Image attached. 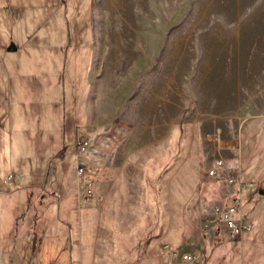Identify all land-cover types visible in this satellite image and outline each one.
<instances>
[{"label": "rangeland", "instance_id": "1", "mask_svg": "<svg viewBox=\"0 0 264 264\" xmlns=\"http://www.w3.org/2000/svg\"><path fill=\"white\" fill-rule=\"evenodd\" d=\"M257 45L264 0H0V264H184V252L264 264V59L246 58ZM135 135L142 151L115 195L94 184L76 202L87 150L75 140L106 160ZM46 181L72 190L59 216L32 186ZM238 195L254 226L241 238L212 213Z\"/></svg>", "mask_w": 264, "mask_h": 264}, {"label": "crops", "instance_id": "2", "mask_svg": "<svg viewBox=\"0 0 264 264\" xmlns=\"http://www.w3.org/2000/svg\"><path fill=\"white\" fill-rule=\"evenodd\" d=\"M230 7V11L233 12V5H229ZM234 19L231 18L230 19V25H236L237 24V17H238V8L237 5L234 6ZM232 15V13H231ZM217 43V42H216ZM235 43V42H234ZM224 51H226V55L225 57L227 58H231L232 56V52H234V44L231 41L230 44L225 43V47H223ZM254 50H249V55H246V58H254L257 60H263L264 59V46H255L253 48ZM264 69L263 67H259ZM141 67L138 68V74L140 75H148L151 74L154 67L153 66H145L143 69H141ZM263 72V70H261ZM260 71V72H261ZM257 73V72H256ZM93 122V121H92ZM96 124L91 123L89 125V131H92L96 128ZM136 138H138V136L135 135V137H130L128 139V141L124 142L123 147L122 148H118L117 150H113L112 153L110 154V156L108 157V159H98L96 158V155L94 153H91L88 148L87 151L84 155V157L79 158V160L77 161L78 163H83L87 166V168L89 169L92 179L94 181L95 187H96V191L101 194L103 197H109L111 198L112 195L114 196L118 190H119V180H120V173L121 172H127L129 170H131L130 165L128 162V160L130 159V156L136 153H139L140 151H142V146H138V144H141L140 141H138V139L136 140ZM138 149V150H137ZM119 156H121L120 158H118ZM89 166V167H88ZM110 171H116V175L113 178L110 179H104L102 176L106 173V172H110ZM127 175V173H126ZM125 175V176H126ZM16 181H19L18 179ZM50 181H46L44 186H40L39 184H32V186L35 187V192L38 193H43V198H46L45 196H47L46 199H43L44 204H46V201L48 199L54 200V198H56V205L58 207V211H57V215H61L63 212H66L69 209V202L72 203V199H68L69 196H71V192L72 190H68V185L66 183L61 184L60 186L64 187V189H62L61 191H57L54 190L50 192L46 191V187H48V183ZM63 183V182H62ZM66 184V185H65ZM78 189V190H77ZM80 189L81 188H76V192H75V201L80 203L79 200V193H80ZM41 190V191H40ZM1 191V189H0ZM34 192H31L30 197L32 196ZM54 193H56L57 195L55 196ZM73 195V194H72ZM51 204H49L48 206L46 205L43 208L44 212H47L49 206ZM79 205V204H78ZM63 224V223H62Z\"/></svg>", "mask_w": 264, "mask_h": 264}, {"label": "built area", "instance_id": "3", "mask_svg": "<svg viewBox=\"0 0 264 264\" xmlns=\"http://www.w3.org/2000/svg\"><path fill=\"white\" fill-rule=\"evenodd\" d=\"M75 147L78 153H83L89 147V142L87 138H77L75 140ZM223 170L222 160H215L211 165L208 174L215 176ZM75 175L77 178L78 185L81 186V191L79 193L80 204L87 205L90 199L94 195V181L92 179L91 173L87 166L83 163H78ZM21 177V173L18 172L14 176L8 174L6 176V182L10 181L12 178L16 180ZM212 213L214 215V221H220L224 224L225 228L228 230L229 234L233 237L241 238L244 232L253 229V223L244 217L242 211V199L241 196L233 197L230 202L226 205H214L212 206ZM180 260L184 264H198L197 255L193 252H184L180 255Z\"/></svg>", "mask_w": 264, "mask_h": 264}, {"label": "water", "instance_id": "4", "mask_svg": "<svg viewBox=\"0 0 264 264\" xmlns=\"http://www.w3.org/2000/svg\"><path fill=\"white\" fill-rule=\"evenodd\" d=\"M17 50H18V47L12 41L6 46V51L7 52H14V51H17Z\"/></svg>", "mask_w": 264, "mask_h": 264}, {"label": "trees", "instance_id": "5", "mask_svg": "<svg viewBox=\"0 0 264 264\" xmlns=\"http://www.w3.org/2000/svg\"><path fill=\"white\" fill-rule=\"evenodd\" d=\"M113 122L115 123L116 120H114ZM108 132H109V130H105V128H99V130H98V133H99V134H102V135L108 134ZM82 137H83V136H80L79 138H82ZM60 152H63V150L60 151Z\"/></svg>", "mask_w": 264, "mask_h": 264}]
</instances>
